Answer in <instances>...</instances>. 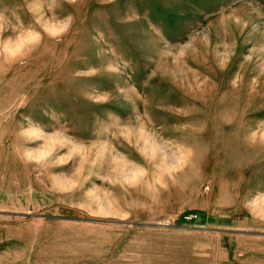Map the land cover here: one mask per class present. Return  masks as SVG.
<instances>
[{
	"label": "rangeland",
	"instance_id": "374dc122",
	"mask_svg": "<svg viewBox=\"0 0 264 264\" xmlns=\"http://www.w3.org/2000/svg\"><path fill=\"white\" fill-rule=\"evenodd\" d=\"M264 264V0H0V264Z\"/></svg>",
	"mask_w": 264,
	"mask_h": 264
},
{
	"label": "crops",
	"instance_id": "0c3cea01",
	"mask_svg": "<svg viewBox=\"0 0 264 264\" xmlns=\"http://www.w3.org/2000/svg\"><path fill=\"white\" fill-rule=\"evenodd\" d=\"M189 264V263H188Z\"/></svg>",
	"mask_w": 264,
	"mask_h": 264
}]
</instances>
